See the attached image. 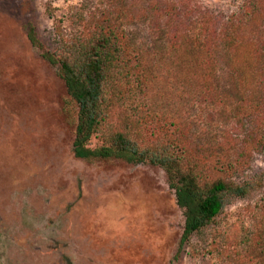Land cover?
Listing matches in <instances>:
<instances>
[{
  "label": "rangeland",
  "instance_id": "374dc122",
  "mask_svg": "<svg viewBox=\"0 0 264 264\" xmlns=\"http://www.w3.org/2000/svg\"><path fill=\"white\" fill-rule=\"evenodd\" d=\"M200 8L231 16L238 30L244 18L248 61L258 67L264 0H0V264H264V116L236 117L239 98L221 91L200 95ZM106 25L127 34L120 42L139 59L146 88L136 70L132 86L121 80L126 102L89 148L106 145L142 98L175 123L145 130V142L181 136L192 154L207 149L211 160L242 165L232 179L248 184L244 196L226 199L182 245L183 210L161 167L72 150L78 107L59 61Z\"/></svg>",
  "mask_w": 264,
  "mask_h": 264
},
{
  "label": "trees",
  "instance_id": "16d2710c",
  "mask_svg": "<svg viewBox=\"0 0 264 264\" xmlns=\"http://www.w3.org/2000/svg\"><path fill=\"white\" fill-rule=\"evenodd\" d=\"M247 5L252 7L250 3ZM199 19L194 27L200 30V95L205 97L210 91L217 94L221 91L224 98H239L234 108L236 117L246 115L256 120L264 116V55L260 51L261 61L252 69L248 49L254 40L248 36V23L242 18L238 22L239 31L231 16L224 20L201 8ZM117 31L106 25L91 41L84 44L78 40L72 44L70 58L59 61V74L78 107L72 150L76 157L86 160L120 158L132 164L161 167L168 174L176 204L183 210L182 245L192 233L222 212L226 199L243 197L248 184L232 179L242 166L239 162L224 159L222 155L211 160L213 157L207 149L192 154L184 137L176 136L165 144L158 137L152 143L145 142V130L175 123L154 111L142 98L129 108L121 129L109 135L106 145L89 148L91 137L106 123L117 103L126 102L120 90L121 80H127L123 86H132L129 81L136 70L137 86L146 88L147 76L144 69L139 72V59L135 54L126 53V45L120 42L123 38L128 40L127 34L123 31L119 38ZM28 38L32 42L36 39L33 28L29 29ZM131 88L126 93H132ZM193 156L200 157V163ZM207 161H213L214 165L211 167ZM210 171L221 177L211 180Z\"/></svg>",
  "mask_w": 264,
  "mask_h": 264
}]
</instances>
